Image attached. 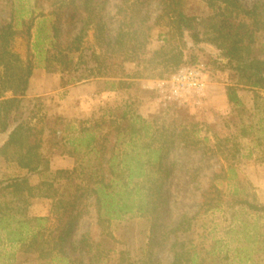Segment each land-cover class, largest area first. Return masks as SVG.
Wrapping results in <instances>:
<instances>
[{
  "label": "trees",
  "instance_id": "obj_1",
  "mask_svg": "<svg viewBox=\"0 0 264 264\" xmlns=\"http://www.w3.org/2000/svg\"><path fill=\"white\" fill-rule=\"evenodd\" d=\"M110 2L70 0L52 12L48 55L59 65V72L69 76L63 86L97 77L106 79L107 91L128 89L147 71L172 73L195 64L198 57L185 49L206 44L220 59L219 69L230 72L227 97L231 105L242 103L238 87L264 90V0L252 7L242 0H207L208 12L200 14L190 10V0H121L113 17L106 13ZM9 5L10 16L2 19L0 27V134L4 137L0 161L16 163L27 173L0 180V198L10 197V202L0 204V214H23L30 198L46 197L53 201L54 219L48 229L19 230L21 264H163L156 258L161 248L171 254L170 264H224L227 258L232 259L229 264H256L255 250L247 247L237 249L232 257L214 246L196 243L195 216L185 214L177 222L172 218L168 194L172 153L176 148L185 152L200 148L195 138L200 123L184 102H175L147 118L134 111L132 98L118 116L114 108L104 109L100 118L84 120L79 129L70 128L77 132L69 140L75 166L52 170V148H47L43 130L33 125L36 116L26 118L24 112L35 69V18H20L13 0ZM153 5L159 10L155 19ZM65 8L71 11L68 16ZM78 22L83 27L74 36L72 29ZM65 24L69 28L64 29ZM156 25L166 29L161 32L163 44L150 58H143ZM90 29L100 50H92L87 60L82 55L83 41ZM18 37L26 42V57L14 51ZM39 44L40 39L35 50L41 53ZM127 62L136 64L134 75L127 71ZM81 64L84 68L78 73ZM62 124L61 118L51 123L50 132L57 135ZM31 175L39 176L40 182L32 184ZM217 192L216 200L208 202V191L203 193L208 209H218L226 201L221 190ZM231 199L242 211L264 214V205L243 188H235ZM92 208L101 225L122 222L134 214L146 218L139 232L138 255L130 250L117 254L89 232L74 239L80 221ZM236 234L264 252V230H237Z\"/></svg>",
  "mask_w": 264,
  "mask_h": 264
},
{
  "label": "rangeland",
  "instance_id": "obj_2",
  "mask_svg": "<svg viewBox=\"0 0 264 264\" xmlns=\"http://www.w3.org/2000/svg\"><path fill=\"white\" fill-rule=\"evenodd\" d=\"M10 1L0 0V27L2 19L10 16ZM69 1L13 0L20 18L31 16L35 18L33 30L35 69L24 100V112L26 118L36 116L32 119L33 125L43 130L46 146L48 149L52 148L49 153L52 170L72 169L75 166V159L70 155L74 147L70 145L69 140L77 132L71 131L70 128L74 126L79 129L84 120L100 118L104 109L114 108L118 116L125 102L132 98L135 99L134 111L147 118L175 102H184L192 117L200 123L195 133L200 148L193 152L176 148L172 153L171 161L174 167L168 185L172 218L177 222L185 214L195 216L192 230L196 243L209 248L214 246L217 250H222V255L227 253L232 257L237 249L247 247L255 250V263L264 264V252L257 251L258 245L246 243L244 238L236 234L237 230H264V214L254 215L242 211L231 199V192L235 188H243L250 198H255L264 205V90L238 87L242 103L231 105L227 97L230 72L219 69L220 59H217L214 49L210 51L211 47L206 44L185 49L186 52H192L191 54L198 57L195 64H204L208 75L205 93L189 96L188 100H171L166 97V92H160L156 82L167 79L176 72L171 73L162 69L145 72L143 78L134 80L128 89L107 91L104 89L106 79L97 77L63 86L69 76L59 72L60 67L53 57L49 58L48 50L54 20L52 12L56 8H62L63 4ZM256 1L258 0H242L247 7H252ZM190 2L192 12L199 14L208 12L207 0ZM119 3L121 0H111L106 12L108 16H114ZM70 12L69 8H65L67 16ZM158 12V7L153 5V19ZM82 27V22H78L77 27L72 29L74 36H77ZM67 28L69 25L65 24L64 29ZM163 30L166 31L161 25L154 26L152 39L143 53V58H150L152 53L162 46ZM38 36L41 41L39 44L41 53L35 50ZM83 42V59L89 60L92 50L98 52L100 50L95 44L93 29L88 30ZM190 46L191 44L188 45ZM14 51L26 57L27 45L23 38L16 39ZM92 64L90 61V65ZM83 68L81 64L77 72L81 73ZM126 69L134 75L137 67L135 63L127 62ZM10 95L11 93L7 94L8 97ZM60 118L63 123L60 127L62 130L54 135L50 132V125ZM26 173L27 171L20 169L16 163L0 161V180L17 175L24 176ZM30 180L32 184H38L41 179L37 175H31ZM217 189L221 190L226 201L218 209H208L207 203L204 204L203 193L208 191L207 202L212 198L216 200ZM35 198L29 199L30 204L24 215L11 212H7L5 216L0 214V264H21L23 257L19 254L20 247L17 242L19 230L24 232L53 226L52 212L42 221L37 220L42 217L34 216L31 212L30 207L33 206ZM9 199L10 197L0 198V204L10 202ZM42 203L48 206L47 200ZM52 204L51 199V211ZM146 222V218L134 214L122 222L101 225L97 222L96 212L92 208L80 221L74 239L78 240L84 233L89 232L96 239L102 238L106 247L114 249L117 254L122 250H130L138 255L141 245L139 232ZM13 254L15 256L12 259ZM117 254L112 253L111 256ZM116 256L112 257L113 261H116ZM156 258L163 264L172 262V256L165 248L157 250ZM230 260L232 259H225L224 264H229Z\"/></svg>",
  "mask_w": 264,
  "mask_h": 264
},
{
  "label": "built area",
  "instance_id": "obj_3",
  "mask_svg": "<svg viewBox=\"0 0 264 264\" xmlns=\"http://www.w3.org/2000/svg\"><path fill=\"white\" fill-rule=\"evenodd\" d=\"M208 75L204 64L186 65L167 79L158 80L156 87L166 92L171 100H188L192 95H203L207 89Z\"/></svg>",
  "mask_w": 264,
  "mask_h": 264
},
{
  "label": "crops",
  "instance_id": "obj_4",
  "mask_svg": "<svg viewBox=\"0 0 264 264\" xmlns=\"http://www.w3.org/2000/svg\"><path fill=\"white\" fill-rule=\"evenodd\" d=\"M4 137L0 134V144L3 143ZM47 200L48 206H46L45 202ZM41 203L43 204L42 206ZM51 199L46 198V197H37L35 198V201L33 202V206H31V212L34 213V216H38V217H42V218H46L50 216V212H51ZM41 210V211H39ZM18 242V241H17ZM19 247L21 245V243H18ZM15 254H13L12 259L14 258Z\"/></svg>",
  "mask_w": 264,
  "mask_h": 264
}]
</instances>
